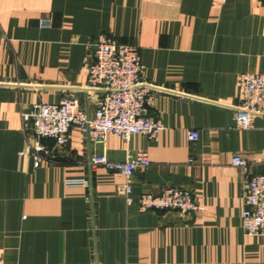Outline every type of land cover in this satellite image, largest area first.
Instances as JSON below:
<instances>
[{"label": "crops", "instance_id": "crops-1", "mask_svg": "<svg viewBox=\"0 0 264 264\" xmlns=\"http://www.w3.org/2000/svg\"><path fill=\"white\" fill-rule=\"evenodd\" d=\"M49 19L48 26L41 21ZM99 36L140 48L152 89L155 138L108 135L93 144L74 127L68 145L35 167L21 111L79 101ZM264 74V0H0V260L4 264H264V236L242 229L244 185L264 175V119L234 118L240 75ZM187 131H197L190 142ZM144 152L150 166L130 183L95 156L121 162ZM239 155L245 173L233 167ZM68 180H86L87 186ZM193 192L196 211L141 212L142 194Z\"/></svg>", "mask_w": 264, "mask_h": 264}, {"label": "built area", "instance_id": "built-area-1", "mask_svg": "<svg viewBox=\"0 0 264 264\" xmlns=\"http://www.w3.org/2000/svg\"><path fill=\"white\" fill-rule=\"evenodd\" d=\"M41 24L48 26L49 19H43ZM145 72L138 45L99 36L93 44L87 66L88 87L104 91L96 102L95 111L89 113L73 98L54 104L36 103L22 110V131L28 142L26 151L20 155H31L35 167H39L51 155L44 141L51 140L55 147L64 148L74 127L93 144H105L110 134L125 140L133 135L155 139L164 130V125L149 115L153 95L151 87L143 84ZM239 86L242 98L234 118L242 128H250L255 117L264 119V74L243 73ZM186 138L196 142L199 133L187 131ZM150 164L144 152L121 162L110 161L102 155L92 158L91 169L94 171L102 166L124 176L126 184L120 192L126 203L131 205L134 199L130 181L137 170L148 168ZM231 165L245 173L250 169L248 160L239 155L232 157ZM68 184L87 186L88 181L68 180ZM243 203L242 229L249 236H264V175L253 176L244 185ZM138 205L143 213L173 210L190 214L197 209L193 192L183 187H170L157 195L142 194ZM0 264L4 263L0 260Z\"/></svg>", "mask_w": 264, "mask_h": 264}]
</instances>
